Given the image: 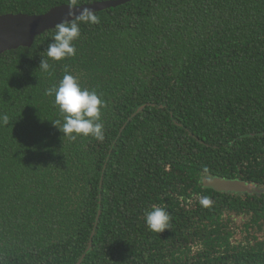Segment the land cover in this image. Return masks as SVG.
<instances>
[{
    "label": "trees",
    "instance_id": "1",
    "mask_svg": "<svg viewBox=\"0 0 264 264\" xmlns=\"http://www.w3.org/2000/svg\"><path fill=\"white\" fill-rule=\"evenodd\" d=\"M105 1L0 0V16ZM95 15L47 72L56 28L0 55V264H264V0H129ZM66 72L106 102L103 142L51 123L48 89ZM212 177L263 192L220 193ZM153 205L171 230L147 229Z\"/></svg>",
    "mask_w": 264,
    "mask_h": 264
},
{
    "label": "clouds",
    "instance_id": "2",
    "mask_svg": "<svg viewBox=\"0 0 264 264\" xmlns=\"http://www.w3.org/2000/svg\"><path fill=\"white\" fill-rule=\"evenodd\" d=\"M69 9L68 16L72 17L73 12ZM81 23L95 25L99 23V17L84 9L76 20L66 19L58 24L46 51L48 59H41L40 70L47 72L50 69L49 60L60 62L76 55L75 41L80 38ZM48 94L54 95V104L62 118L51 123L63 134L62 137L69 141L91 137L103 142L105 129L102 114L106 102L101 95L95 90L82 88L78 79L67 72L57 85L48 89ZM9 123L6 114L0 115V126H8ZM202 203L207 205L208 198L204 197ZM171 220V213L165 207L153 205L144 212L145 225L153 233L171 230Z\"/></svg>",
    "mask_w": 264,
    "mask_h": 264
},
{
    "label": "water",
    "instance_id": "3",
    "mask_svg": "<svg viewBox=\"0 0 264 264\" xmlns=\"http://www.w3.org/2000/svg\"><path fill=\"white\" fill-rule=\"evenodd\" d=\"M128 1L129 0H112L95 2L90 5L86 4L78 7L62 5L51 9L46 14L36 16L26 14H7L0 16V55L7 51L17 50L21 47H32L38 36H41L46 31L55 29L58 24L64 22L66 19L76 20L84 9L97 13L108 8H116ZM69 8H71L73 12L72 17L68 16L70 11ZM203 184L205 187L212 188L220 193L253 194L263 192L261 189H257L255 184L246 183L241 180H226L219 177L205 178ZM84 257L85 256H83L77 264H82Z\"/></svg>",
    "mask_w": 264,
    "mask_h": 264
}]
</instances>
